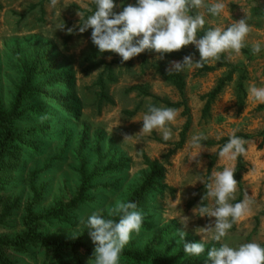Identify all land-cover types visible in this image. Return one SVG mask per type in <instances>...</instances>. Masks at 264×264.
<instances>
[{
    "label": "rangeland",
    "instance_id": "1",
    "mask_svg": "<svg viewBox=\"0 0 264 264\" xmlns=\"http://www.w3.org/2000/svg\"><path fill=\"white\" fill-rule=\"evenodd\" d=\"M223 2L226 7L216 17L205 9L191 11V15L205 12V28L197 38L210 27H227L245 18L251 29L246 46L238 56L224 53L219 61L180 72L179 89L166 79V68L169 61H181L189 54L199 60L192 44L163 59L143 52L121 63L118 54L98 51L91 28L78 31V11L87 17L91 13L85 5L95 10L90 0H60L55 8L49 7L50 0H0L1 110L8 112L22 90V116L13 126L20 136L14 142L17 160L5 158L3 164L14 169L11 175L0 176V239L22 234L26 206L33 204L35 214L50 215L39 221L41 237L54 243L80 242L82 263L93 264L94 244L81 220L98 209L104 218H111L108 210L116 201H128L148 174L145 155L162 172L137 207L143 214L142 228L139 235L132 234L119 264H157V256L172 264H212L207 253L186 255L183 244L200 242L199 228L214 225V217L198 215L200 206L211 207L214 201L201 202L206 188L196 180L207 181L213 171L236 167L237 159L218 157L235 130L246 141V154L241 156L235 199L229 203L245 199L252 203L220 242H201L205 248L220 244L236 248L246 242L264 246V104L248 99L251 84L264 87V0ZM114 4L113 11L119 13L136 0H114ZM62 23L65 30L56 29ZM67 28H74L73 34ZM256 42L261 51L254 55L251 48ZM149 103L177 110L175 122L168 125L171 140L164 141L157 130L139 137L142 120L137 119ZM199 133L208 139L201 141L196 160H189L196 151L189 147L191 138ZM125 135L133 136L124 140ZM82 175L88 177L89 189L76 201ZM182 215L190 218L186 228L179 217L170 218ZM178 231L187 233L183 241ZM144 250L149 256L144 262L124 255ZM5 254L15 264H78L69 250L59 254L60 263L40 244L23 252L6 249Z\"/></svg>",
    "mask_w": 264,
    "mask_h": 264
},
{
    "label": "clouds",
    "instance_id": "2",
    "mask_svg": "<svg viewBox=\"0 0 264 264\" xmlns=\"http://www.w3.org/2000/svg\"><path fill=\"white\" fill-rule=\"evenodd\" d=\"M59 2L60 0H50L49 7L55 8ZM90 3L95 5L94 11L87 5L85 7L91 15L86 17L83 11L77 13L78 31L83 33L91 28V41L98 51L118 54L121 63L146 50L155 52L158 59H163L165 54L179 51L189 44L194 45L199 52V60L194 61L192 54H189L181 61H169V67L166 68L168 74L202 68L206 63L219 61L224 53L240 55L251 31L243 18L227 27H210L203 31L202 37L197 38V34L205 28V12L214 17L219 16L226 7L223 0H216L211 4H205V0H136L135 5L128 4L119 13L113 11L116 7L114 0H90ZM193 9H205V12L197 11L195 15H191ZM56 29L65 30L64 23L58 24ZM66 32L73 34L74 28H67ZM251 51L254 55L258 54L261 51L260 42L254 43ZM248 99L254 104H264V87L251 84L248 88ZM177 115L176 109L157 107L149 103L142 118L137 119L142 120L139 137L157 130L164 141L171 140L173 133L168 125L175 122ZM46 118L41 117V121ZM132 136L125 135L124 140ZM216 138L220 139V136ZM207 139L203 133L192 136L189 147L196 151L190 155L189 160H196L202 150L201 141ZM245 144L246 141L233 130L227 143L219 149L218 157L234 161L246 154ZM235 171V167H224L222 171H213L207 181L203 178L196 180L201 181L206 188L201 202L204 199L214 201L211 207L198 208L199 216L215 218L214 225L199 228L197 231L202 236L201 241L211 239L220 242L233 224L245 217L250 209L252 201L249 199L235 204L229 203L235 199L237 190ZM195 209L193 212L197 215ZM108 216L118 217V220L104 218L99 209L93 211L86 220H81L94 244L93 264H119L120 255L130 242L132 234L139 235L142 228L143 214L137 210L135 202L117 200L108 210ZM175 217H179V222L187 227L190 219L188 216L170 218ZM186 234L178 231L181 241ZM201 241L184 243V253L188 256L203 254L205 243ZM207 257L212 264H264V246L256 242L242 243L236 248L220 244L219 247L208 249Z\"/></svg>",
    "mask_w": 264,
    "mask_h": 264
},
{
    "label": "trees",
    "instance_id": "3",
    "mask_svg": "<svg viewBox=\"0 0 264 264\" xmlns=\"http://www.w3.org/2000/svg\"><path fill=\"white\" fill-rule=\"evenodd\" d=\"M144 53H155V52L146 50ZM169 55L170 54H165V56H169ZM165 77L167 80L175 83V85L179 89H182L183 83L180 73H173V74L167 73ZM21 102H22V90L19 89L13 107L8 112H4L0 108V176L11 175L14 169L13 165L3 164L5 158L11 159L13 162L17 160L16 157L18 155L16 154V152L18 151V148H16V146L14 145V142H16V140L20 136H17L14 133L13 126L15 121H17L22 116ZM64 110H67V107H64ZM243 137L248 138L249 136L244 135ZM143 157H144V163L147 165L149 170L148 174L146 175L144 182L136 190L132 192L131 196L128 199V201L135 202L137 207L142 197L147 193L150 187L156 184L162 172L156 162L151 161L145 155ZM242 166H243V162L241 156H239L237 157V165L235 167L236 171L234 172V178L237 180V182L240 180V170ZM87 181H88V177L86 175H82V183L79 187V192H78V196L76 197V201L80 200L84 195H86L89 189L87 185ZM32 208H33V204H28L26 206V215L24 218L25 230L18 238L12 240L0 239V264H15L9 258V256L5 254L6 249H12L17 252L19 251L23 252L27 249L28 246L34 244H40L44 246L47 251L50 250L51 253H53L57 257L56 259H58L60 263L62 262L60 261L59 254L65 252L66 250H69L71 252L73 259L78 264H83L78 254V250L83 246V244L77 241H73L70 243H61V242L54 243L47 241L45 238H42L41 235L37 232L39 221L42 218L50 217V215H46V216L37 215L35 214V212H33ZM111 219L118 220V217H111ZM208 249L210 248H205V252L203 254H206ZM91 250H92L91 248L88 249V251ZM124 255L135 262H144L149 257L146 254L145 250L139 253L126 251ZM154 262L157 264H172V260L170 259L165 260L161 256L155 257Z\"/></svg>",
    "mask_w": 264,
    "mask_h": 264
}]
</instances>
